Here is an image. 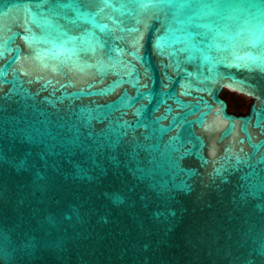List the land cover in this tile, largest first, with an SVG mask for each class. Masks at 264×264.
<instances>
[{
    "label": "water",
    "instance_id": "obj_1",
    "mask_svg": "<svg viewBox=\"0 0 264 264\" xmlns=\"http://www.w3.org/2000/svg\"><path fill=\"white\" fill-rule=\"evenodd\" d=\"M0 264H264V0H0Z\"/></svg>",
    "mask_w": 264,
    "mask_h": 264
},
{
    "label": "rangeland",
    "instance_id": "obj_2",
    "mask_svg": "<svg viewBox=\"0 0 264 264\" xmlns=\"http://www.w3.org/2000/svg\"><path fill=\"white\" fill-rule=\"evenodd\" d=\"M224 93L228 96L230 108L235 110L240 108L244 112H248L253 101L251 97H247L235 90L225 89Z\"/></svg>",
    "mask_w": 264,
    "mask_h": 264
},
{
    "label": "trees",
    "instance_id": "obj_3",
    "mask_svg": "<svg viewBox=\"0 0 264 264\" xmlns=\"http://www.w3.org/2000/svg\"><path fill=\"white\" fill-rule=\"evenodd\" d=\"M226 93H223V96H225ZM234 112L238 113V114H243V113H247V112H244L243 110H241L240 108H237L235 110H233Z\"/></svg>",
    "mask_w": 264,
    "mask_h": 264
},
{
    "label": "flooded vegetation",
    "instance_id": "obj_4",
    "mask_svg": "<svg viewBox=\"0 0 264 264\" xmlns=\"http://www.w3.org/2000/svg\"><path fill=\"white\" fill-rule=\"evenodd\" d=\"M224 97L228 100V96H227V95H225ZM230 110L233 111L231 108H230ZM233 112H234V111H233ZM235 113H236V112H235Z\"/></svg>",
    "mask_w": 264,
    "mask_h": 264
}]
</instances>
